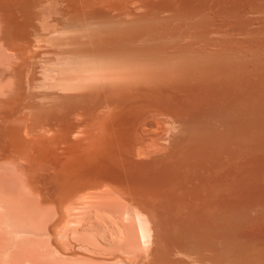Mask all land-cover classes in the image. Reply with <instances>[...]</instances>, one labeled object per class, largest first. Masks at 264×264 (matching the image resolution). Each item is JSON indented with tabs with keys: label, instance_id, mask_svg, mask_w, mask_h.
Here are the masks:
<instances>
[{
	"label": "rangeland",
	"instance_id": "374dc122",
	"mask_svg": "<svg viewBox=\"0 0 264 264\" xmlns=\"http://www.w3.org/2000/svg\"><path fill=\"white\" fill-rule=\"evenodd\" d=\"M16 1H18V4ZM21 1L22 0H6L5 2L4 0H0V4H16V7L19 5L17 8L18 10H21H19V13L21 12V14L24 11H31L32 13L34 7V10L36 11H33L34 14L32 13L31 15L35 20L33 21L36 23H34L36 26H38L39 20L43 16L46 17L45 20L49 21V23L48 21H46L49 25V28H46L44 32L46 33L47 31L46 34L43 35L41 30L37 29V35L36 32L35 35L33 33V35L36 37V41L34 39V36L31 35L32 41L30 49L32 50V52L30 53L31 55L29 54V52L27 53V57L29 56L28 60H31L28 61L29 66L27 65L28 67L25 66V68L22 67L20 72L22 76L24 74L23 77L24 79L26 78L25 81L27 82L26 84L24 82V79L22 78V83H25V86L22 84L23 87L21 89L20 95L21 101L27 100L28 102V100L30 99L29 103L27 104L29 106L31 104L33 108H35L34 106H36L37 104L38 107L40 105V113L42 112V117H39L40 113L37 111L35 112L32 109L31 111L35 113L33 114L30 111L29 113L31 114V116L29 114L28 116L29 118H31H28L26 122L35 124L32 125L36 127L34 128V133L38 137L37 141H39L40 136L41 138L45 136V140L43 141L42 138L39 142L43 141L41 143H44L43 145H45V142L47 140V144H51V147L47 144L46 145L48 147H43L44 149H49V153L46 155H59V161L63 160H61V156L62 158L66 157L67 159L65 158L64 161L68 160L67 162H69V159H72L71 155H75L76 157L79 155L82 158H88L89 154V157L92 156L91 158L96 157L95 159H97L98 157V162L96 160V166L91 165L92 168L89 165L90 163H86V166L80 168L81 171L78 169L76 170V168L73 167L77 172L80 171V174L75 173V177H72L73 175L71 176V174H73L72 172H74L73 170L71 174H69L74 181L69 179L70 177L68 176V173L67 175L65 173V176H63V171L62 173H59L64 168L61 169V167L58 168V166L63 164L64 161H62L63 163L60 164L59 161H57L58 164H55L54 161H52V163L51 161H49V163L45 160L47 163L44 161L41 162L42 164L40 163L41 165L34 164L35 166L33 165V168H30L31 170L26 169V174L29 172L28 177L26 176V174H22L23 165H20L22 169V176H19V172H17V168H19L18 166H15V168L10 164V166L3 164L5 168L9 166L12 169H17L16 171L11 170V168L9 167V171H6L8 170L7 168L5 169L3 168V166H0V170L2 169L0 174L4 171L3 169H5L6 171L5 174L3 173L5 176V180H3V182L1 180L2 183H0V189L2 191H0V195L3 194L2 196H0V198L4 196V199L1 198V203L6 209L8 204L10 205L8 207H11L13 201H16V203L14 202V204H12V212H8L9 210H11V208H7V212L6 210L4 212V209L0 210V258L2 257V264H139V262H141V264H264V0H180V2L179 0H131L129 1V3L127 2L123 4L121 2V4L116 3L115 5L111 3H97V6L96 3H93L95 9H101L100 11H97L102 12V14H99V12L97 11L92 12L95 10L94 6L92 7L93 9H90V5L92 3H88L90 5H88L89 7L87 6V10L85 8L87 4L83 5L80 8L82 4L79 3V8L82 11H84L83 9L87 11H84V13L86 12L85 14L88 15L87 17L83 13L85 15V19H83L85 22L81 20L82 17H84L83 14L82 16L80 15L81 18H76L78 16H76L75 14H80V12L77 11L79 8L77 7V3L73 8V3L75 2H72L71 8V5L68 4L69 0L67 2L66 0H53V2L51 0L52 3L47 2L48 0H45L44 2L42 0H39L40 4H37L39 3L38 0ZM70 2L71 1H69V3ZM42 3L45 6H43ZM48 3L51 4L50 6L54 7V9L51 8ZM54 4L57 5V9ZM42 6L45 9L42 8ZM75 7L78 9L75 10ZM23 9L24 11H22ZM37 11H39V13ZM91 13L94 16H92L93 18L91 17V15H89ZM110 13L111 17L107 18V15L110 16ZM94 14L99 15L100 17L95 16ZM67 16L69 17V19ZM154 16L155 18H157L155 19ZM95 17L98 20L101 19L100 21L102 22H98V20H94L93 22V19H95ZM132 17H135L136 20ZM110 19H112L115 23L110 22L112 21ZM127 21H129V23ZM104 23H106L107 26ZM103 24L105 25V27ZM112 24L115 27H113ZM123 25L127 26L129 29L125 26V29H123L124 27L121 28V26ZM129 25H131V29ZM51 26L52 28H50ZM89 26L91 27V29ZM118 26H120V29L118 28ZM110 27L111 30H109ZM149 28L151 29L150 32L148 30ZM155 28L156 31L154 30ZM138 29L140 31H143L142 33H145L144 30L147 29V34L149 36V38H145L147 43H141L142 41H139L141 39L139 37L143 35L141 33H138L140 31L136 32L137 34L134 33L129 35L131 30L137 31ZM96 31H100L99 36H96L100 40H96L101 42L98 43L95 40L97 46L95 48L94 45L95 50L91 51L90 49L93 47L92 42L94 41L92 35L97 34ZM115 31H117V34L115 33ZM118 32L120 34L123 33L126 35L129 32L128 35L130 37H128L132 40L126 38V36L125 38L122 37L126 40L123 41L121 38H119L121 41L118 42L117 40L115 41V43H118L115 44V46L112 45L114 44L113 41L118 39V37L120 36H116L118 35ZM38 33L41 34L39 35ZM149 33H155L156 35L151 36ZM107 34L109 35V37H111L110 39H113L114 35L116 36V39L114 38L113 40H111L112 42L110 45L114 48L111 49L112 51L109 50L110 54L106 53L108 51L107 48H111L110 46H108L110 43V39H108ZM145 34L143 36L148 37L146 36L147 34ZM41 36L42 38H40ZM86 36H88V38ZM103 36H105L104 38L106 42L107 39L109 40V43L107 42L108 44L105 42L107 44V47H101V43L103 41L101 39ZM150 36H156L157 38H151ZM163 38L166 40H164ZM90 39H93L91 40L92 42L90 41ZM135 39H137V41ZM156 39L158 40V43ZM160 39H163L167 43L161 41ZM141 40H144V38H142ZM153 40H156V42L154 43ZM88 41L92 44H88ZM128 41L130 42L129 44ZM64 42L68 43L69 45L65 44ZM131 42L134 43V45L136 42L137 44L140 42L141 45L138 44V48L135 46L132 47L133 45H130L132 44ZM54 43H56L55 46ZM77 44H81L82 46L89 45V47L90 45H92L90 49L88 47H83V49L85 48L86 50L88 49L87 51H91L90 54H88L89 52H85V55L88 57H85V55L83 54V52L86 51L85 49L81 53L79 52L80 50L78 51L75 49L73 51V48L76 47L82 50V48H80L82 46H78ZM106 44H104V46H106ZM144 44H147L145 46H147L149 51L147 49H142L143 47H145ZM122 45H125V47L127 48L124 49L127 50L128 47L129 49L130 47H132L130 50H128L130 52L128 55V51L126 52L125 50L126 53L122 52ZM158 45L163 46V49L165 45V49H167V52L166 50H164L165 52H163V50H160L159 48L157 49L156 47ZM180 45L182 48L186 47L184 51L180 47ZM148 46L151 48H149ZM97 47L100 49H97ZM118 47H120V50L122 51H120ZM139 47H141V49H139ZM152 47L153 51L150 50L152 49ZM174 47H180L182 50H177L178 48L175 49ZM68 48H72V50H68ZM173 48L176 50L175 53L178 54L170 51L171 49L173 51ZM154 49H157V53ZM63 50H65V53ZM98 50H101L100 54ZM133 50H137V52L140 50L139 52L141 53L139 55L141 56L138 55L139 52L136 54H134L135 52L132 53L131 51ZM94 51L95 54H93ZM119 51L121 54H119ZM144 51L145 54L146 52H148V54L152 52L151 54L154 56L155 54L157 56L164 54V56L161 55L163 61H161L160 64V56L158 57L157 63V59L155 58L156 56L153 57L152 55H150V58L153 57V60L148 59L149 57L145 55L143 57L142 53ZM111 52L112 54L114 52V54L112 55ZM165 53H167V55ZM130 54H132L133 56ZM126 55L131 57V64L129 61L130 58ZM107 56H109V58L106 59ZM121 56L123 58L126 57L125 59L129 58V65L126 68L122 64H127V60L124 59L125 62L122 60V64L118 63V60H120L119 58ZM74 57L76 59H74ZM115 57H117L118 60ZM99 58L102 60H100ZM103 58L105 59L103 60ZM110 58H115V60H117L118 62L113 60L115 62L112 63L113 61H111ZM139 58L142 60H139ZM67 60L69 61L67 62ZM85 60H88L86 61L87 64H85ZM73 61L75 63H73ZM107 61L109 62L107 63ZM80 62L81 64L83 63L84 67H82ZM133 62L135 63L133 64ZM93 63L95 64V66ZM101 65L102 67L105 66L107 68L104 69L103 67L102 69H100L101 67L99 66ZM130 65L132 67H130ZM78 66L80 68H78ZM93 67L96 69L93 70ZM114 67L116 68V70ZM88 68L89 70L86 71V69ZM111 68L113 69L111 70ZM75 70H77L78 72ZM90 70L93 71L89 72ZM7 74L8 73L5 72V77L2 76L0 78V80L3 78L0 81L2 90H4L3 88L7 89V84L9 88V83L12 84L13 88L15 86H13V82L11 81V79H9L10 75L8 74L9 77H6ZM141 77L144 79H142ZM137 78L141 80L138 81ZM127 79L130 81H128ZM50 80L52 81L50 82ZM82 80H84L85 82ZM62 81L63 83H61ZM80 83L82 84L80 85ZM49 84H51L52 86H49ZM56 84L58 85L56 86ZM69 86L71 87L69 88ZM59 87L61 90L59 89ZM128 91H130V94L132 95H130ZM120 92L123 98L124 96L127 98L131 96L130 98L132 100L129 98V102L138 103L140 105H138L139 109L142 108V110H139L137 108V104L130 105V108L125 105L126 103L129 104V102L127 101V98H124V100H126L125 102L123 98H120ZM125 92L128 93L126 94ZM87 93L92 94L89 95ZM43 95L45 98L43 97ZM47 95H50L49 98ZM51 95L53 98H51ZM81 96H86L85 99H92L93 102L97 100V102H95L96 104H93V102L91 103V101L87 100V103H79L80 101H82ZM46 97L48 98V100ZM68 97L69 99L71 98V100H69ZM66 98L69 100V102H73V100L76 102L79 100V102H77L78 108H76L80 109L82 105L80 106L79 104H83L81 108H83L84 111L87 110L86 114L87 112L92 113L91 110L94 111L96 109V111H94V114L97 115V117L96 115H94V117L89 113L93 118L89 114H87L85 115L87 119L82 116L84 115V112L81 115H73V120L72 118L70 120L71 122H73L72 125H75L77 123L78 124L77 127L75 125L74 129L72 128V131L69 132V139L67 138V142L65 140H59L60 138L58 134H60V132L58 131L57 133V131H54L55 129H50L51 126L46 124V122H48V118L46 120L47 115L45 116V114L50 111H54L52 113H55V110L57 111L56 113H62L60 111L61 108L59 107L61 106H59V104ZM74 98L78 99L75 100ZM115 98H117V100ZM67 99L65 101H67L68 103ZM85 99H83V101H85ZM114 100L118 103L114 102ZM119 103L121 105L124 103V110H121V106V108L118 107L119 109L117 108L118 110H116V106ZM65 104L61 103L60 105H62L63 108V105L66 107ZM89 104H92V106ZM141 104L143 106H141ZM45 105L46 107H48L47 109ZM75 105L77 106V104L75 103L71 105V107L74 106L75 108ZM86 105L88 106L89 111ZM95 105H98L99 108ZM68 106L66 107L67 109ZM131 106L136 107L132 108ZM65 107L63 109H66ZM90 107L93 108L91 109ZM125 107H127L128 110ZM7 108L9 109L6 110V113H8L9 115L14 114L15 111H19L17 108H13L11 106H8ZM45 109L50 111H46ZM131 109H134L135 111L137 109V113L134 110L131 111ZM42 110H45L46 112H43ZM129 110L132 112V114H128L129 117L126 114H124L126 116H123V113H130L128 112ZM27 111L28 110H26L25 113H27ZM64 111L66 112L67 110ZM22 112L24 111L22 110ZM19 113L21 112H18V114ZM121 113L123 118L122 116H120ZM32 114L33 116H35L33 117V119H35L34 121L32 120ZM98 114L101 118L105 117L106 120L104 118H100V120ZM108 114L111 115L109 116ZM113 114L116 117H118L117 115H119L121 119L120 117L119 119H116ZM36 116L39 118L37 119ZM70 116L72 117V114H70L69 117ZM76 116L77 118H75ZM111 116L112 119H116L114 120L116 124H114V122L111 120ZM97 118L100 120V122ZM108 118L110 122H113V124L109 122ZM126 119L127 121H125ZM117 120L121 122H118ZM107 121L112 124V126L109 124L108 126L106 124L108 123ZM53 122L54 120H49V123ZM42 123L45 124L41 128ZM110 126L113 128L109 129ZM114 126L116 127V129ZM106 128L109 130V133L108 130H105ZM103 130H105V133ZM110 130H112L114 133ZM43 131L46 135L43 134ZM110 132L113 133V136L110 135L111 137H113V139L109 140L108 138H110V136L108 134H111ZM105 137H107L106 139H108L109 141H107ZM55 138L58 139L57 142ZM48 140L50 143L48 142ZM103 140L105 141V143ZM111 140H113L112 143H109L111 142ZM46 149L43 151V153L47 152ZM71 149L75 153L71 152L70 154ZM95 150L97 154H95ZM111 150H113L114 152ZM91 152L94 153L91 154ZM107 153L110 155L113 154L114 156H116L114 153H118L116 156L117 158L114 160L115 157L111 155L112 158L110 161L109 159H107ZM66 154L67 156L70 154L69 156L71 157H69L68 159V157L65 156ZM46 155L43 157L48 158ZM51 156L49 157L51 158ZM75 156H73L74 159ZM77 158L75 160H77ZM118 159L120 161H118ZM113 160L115 162H118H116L115 164ZM125 160L128 162H126ZM121 161L123 162L122 164L124 166V169ZM71 162V164H73L74 166L76 165L75 163H73V159ZM75 162L77 163L79 161ZM44 163L46 165H44ZM42 166H44V168H42ZM64 167L71 168V166L68 165ZM68 169L65 168V172ZM91 169L93 172L91 171ZM130 171H132V180H130L131 178L129 177L131 174L129 173ZM16 172L18 174H16ZM125 172L129 174H126ZM7 173L8 175L10 174L8 176L9 178L6 177ZM32 173L35 174L33 175ZM31 174L33 175V177L31 176ZM77 174H79V177ZM59 176H62L60 177L62 179L57 178ZM96 176H98L100 179ZM30 177L31 179H35L31 180ZM27 178H29L31 181L29 179L28 181ZM67 179L68 181H70H65ZM16 180L19 185L17 184ZM29 182L32 185H28ZM145 182L148 183L146 184ZM82 185L84 186L82 187ZM4 187L5 189L7 188L5 191L2 190L4 189ZM65 187H67L68 189ZM128 191L130 192V194H128ZM109 192L112 194L114 193L116 197ZM9 193L11 194V196H13V198L11 196H8ZM97 193L100 195H98ZM106 193L107 195H112L114 197V200H117V206L110 209L109 205L101 203V205H97L99 207L101 206L100 208H94L97 207L96 204H99V202L106 200ZM88 195H90L91 197H88ZM103 196L105 197L104 199L102 198ZM5 198H9L8 200L10 202H7ZM14 198L17 200H15ZM199 199H201V201H198ZM87 200L90 202H88ZM204 200L210 203L209 205H211L212 208L208 204H198V202H202ZM214 200H217V204H219L220 206L216 205V202ZM4 202L7 204V206ZM195 203H197V205H195ZM85 204L86 206H84ZM89 205L91 207H89ZM194 205L199 210H195L198 213H195V211H193L194 207L192 208V206ZM214 205L215 207H218L215 208L213 207ZM207 206L212 210L208 211L209 209ZM127 207L130 211L132 210L131 215H133L134 210H140L141 214L143 212V214H145L147 217H150L149 219H152L153 223L157 225V228L155 225L154 226L156 228V236L158 234L157 237L159 238L157 239V243H159L158 248H153L157 246V243L154 242L156 245L151 244L149 247L147 246L148 248H146V253L142 247L138 248L139 250L141 248V250H137V253L134 252L136 255L133 252H129V255L125 252H121V247L124 248L125 246L126 232L130 229V232L134 231L132 233H134L135 235L137 226L133 220L128 222L125 219V215L124 218L123 213L125 212L124 210L127 211ZM171 207L173 209H171ZM189 208L192 209L193 213ZM186 209L191 211V214H189L190 212ZM15 214L17 216H15ZM117 214L121 215L122 217ZM8 219H13L14 222H10ZM185 222H187V224ZM6 225H8L9 227H7ZM132 225L135 227V229ZM112 234L116 235L114 236L115 238L112 236ZM74 236H76L77 238ZM92 238L94 239L93 241ZM95 242L97 244H95ZM116 246L118 247V249ZM150 247L152 248L150 249ZM262 251L263 253H261ZM150 252L152 254H147ZM138 253L140 254L138 255ZM154 253L155 255H153ZM147 255L148 257L145 258V256ZM127 256H132L136 259V262L132 257L130 259L127 258ZM152 256L158 259L155 260ZM261 258H263V260ZM142 259L144 261H141ZM162 259H164L165 261ZM147 261L151 262L147 263Z\"/></svg>",
	"mask_w": 264,
	"mask_h": 264
},
{
	"label": "bare ground",
	"instance_id": "6f19581e",
	"mask_svg": "<svg viewBox=\"0 0 264 264\" xmlns=\"http://www.w3.org/2000/svg\"><path fill=\"white\" fill-rule=\"evenodd\" d=\"M1 1H3V0H1ZM5 2H6V0H4ZM23 1V0H22ZM21 1V2H22ZM35 1H37V0H35ZM39 1V0H38ZM41 1V0H40ZM40 1H39V3H37V4H40ZM43 2L45 1V0H42ZM55 1V0H54ZM57 1V0H56ZM68 0H66V2H67ZM69 1H71L70 3H69ZM68 1V4H70L71 5V8H72V2H75V3H73L74 5H73V8H74V6L76 5V3H77V7L79 8V6H78V4L80 3V4H82L81 6H80V8L83 6V5H86L85 6V8H86V10H87V8L89 7L88 5H90L91 3V5H90V9H93L92 7L94 6L93 5V3H96V6H97V3L99 4V3H107V4H113V5H115L116 3H119V4H121V2L123 3V4H125V3H129V1H131V0H121V1H119V0H69ZM152 1V0H151ZM8 2V1H7ZM17 2V4H18V1H16ZM27 2V1H26ZM47 2H51V0H48ZM52 2H53V0H52ZM51 2V3H52ZM62 2V1H61ZM66 2H64V3H66ZM144 2V1H143ZM176 2V1H175ZM179 2H180V0H179ZM2 3V2H1ZM20 3V2H19ZM25 3V2H24ZM31 3H32V1H31ZM36 3V2H35ZM48 3V4H49ZM88 3H90V4H88ZM157 3V2H156ZM170 3V2H169ZM171 3H173V2H171ZM193 3V2H192ZM200 3V2H199ZM29 4V3H28ZM56 4H59V3H56ZM67 4V5H68ZM176 4V3H175ZM188 4H189V2H188ZM202 4V3H201ZM26 5H27V3H26ZM42 5H43V3H42ZM51 4H49V6H50ZM53 5V4H52ZM55 5V4H54ZM66 5V6H67ZM19 6V5H18ZM17 6V7H18ZM31 6V5H30ZM43 6H45V5H43ZM42 6V8H44ZM56 6V9H57V5H55ZM88 6V7H87ZM105 6V5H104ZM117 6H118V4H117ZM120 6V5H119ZM16 7V4H0V78L2 77V76H4V74H5V72L6 73H8L9 75H10V77L8 76V74L6 75V77H9V79H11V81L13 82V86H14V88L12 87V84H10L9 83V88H8V84H7V89H5V88H3L4 90H2V87H1V84H0V166H3V164L5 165H12V166H18L19 168H17L18 169V171L17 172H19V176L21 175V170H22V174L24 173V175L26 174V169H30L34 164H40L41 162H44L45 160L47 161V162H49V161H51V163H52V161H54V163L55 164H58V162L57 161H59L60 160V156L59 155H53V156H51V154L49 155V156H51V158L48 156V155H46V154H48L49 153V149H46L47 150V152L46 153H43V151L45 150L43 147H48V146H50L51 147V144L50 145H48L47 144V140H46V144L48 145H43L41 142H43L44 140H45V136L44 135H46L45 133H44V131H43V134L44 135H42V136H44V137H42L43 138V141H41V142H39L42 138H41V136H40V139H39V141H37V139H38V137L36 136V134L34 133V128H36L35 126H33V125H35V124H31V123H27L26 121H27V119L29 118V116H28V114L31 116V114L29 113L32 109L36 112H39L40 113V111H41V109H39V107H40V105H39V107L36 105V106H34L35 108H33V106L30 104V106L27 104V103H29V100H28V102H27V100L26 101H21V98H20V95H21V89H22V78L24 79V74H23V76L21 75V69H22V67H24L25 68V66H27L28 65V61H30V60H28V58H29V56L27 57V53L29 52V54L32 52V50L30 49L31 48V41H32V37H31V35H33V33H34V35H35V32L37 31V29H40L41 30V32H42V34L44 35V34H46L47 33V31H46V33H44L45 32V30H46V28H49V25H48V23H49V21L48 20H45L46 19V17H42V18H40V20H39V23H38V26H36L35 24V20L33 19V16L31 15L32 13H33V11H36V10H34V7H33V11H32V13H31V11H27V12H25L24 11V9L22 10V11H24L22 14H21V12L19 13V10H18V8ZM22 7V6H21ZM23 7H24V5H23ZM51 7V6H50ZM101 7V6H100ZM102 7H103V5H102ZM20 8V7H19ZM26 8V7H25ZM47 8V7H46ZM51 8H53L54 9V7H51ZM64 8V7H63ZM76 8V7H75ZM78 8H76L75 10H77ZM79 8V9H80ZM141 8V7H140ZM31 9V8H30ZM37 9V8H36ZM39 9H41V8H39ZM45 9V8H44ZM50 9V8H49ZM79 9L77 10L78 12H80V14L79 13H77V14H75L76 16H78V17H76V18H81V16H82V14L84 13V11H86L85 9H83L84 11H82L81 9H80V11H79ZM94 9H95V6H94ZM110 9V8H109ZM128 9V8H127ZM126 9V10H127ZM143 9V8H142ZM52 10V9H51ZM50 10V11H51ZM73 10V9H72ZM97 10H101L100 8H98V9H95L94 11H92V12H95V11H97ZM122 10V9H121ZM144 10V9H143ZM21 11V10H20ZM46 11V10H45ZM44 11V12H45ZM68 11V10H67ZM99 11H97V12H99ZM103 11V10H102ZM38 13H39V11H37ZM41 12V11H40ZM60 12V11H59ZM82 12V13H81ZM87 12V11H86ZM85 12V13H86ZM107 12V11H106ZM117 12H118V10H117ZM128 12V11H127ZM126 12V13H127ZM132 12V11H131ZM160 12H162V11H160ZM38 13H36V14H38ZM49 13V12H48ZM70 13V12H69ZM73 13V12H72ZM84 13V14H85ZM89 13V12H88ZM87 13V14H88ZM102 14V12H99V14ZM120 13V12H119ZM136 13V12H135ZM34 14V13H33ZM36 14H35V16H36ZM83 14V15H84ZM95 14H97V13H95ZM94 14V15H95ZM56 15V14H55ZM81 15V16H80ZM86 15V14H85ZM85 15H84V17H82V21H84L83 19H85ZM89 15H91V17L93 16V14L91 13V14H89ZM124 15V14H123ZM129 15V14H128ZM160 15V14H159ZM158 15V16H159ZM162 15V14H161ZM38 16V15H37ZM40 16V15H39ZM54 16V15H53ZM88 15H86V17H87ZM95 16H98V17H100L99 15H95ZM105 16V15H104ZM116 16V15H115ZM130 16V15H129ZM138 16H140V15H138ZM68 17V16H67ZM94 17V16H93ZM92 17V18H93ZM102 17V16H101ZM108 17H111V13H110V16H108L107 15V18ZM118 17V16H117ZM116 17V18H117ZM137 17V16H136ZM153 17V16H152ZM161 17V16H160ZM35 18V17H34ZM71 18V17H70ZM106 18V19H107ZM114 18V17H113ZM130 18V17H129ZM132 18H134L135 19V17H132ZM131 18V19H132ZM154 18H155V16H154ZM157 18V17H156ZM155 18V19H156ZM68 19H69V17H68ZM128 19V18H127ZM155 19H153V20H155ZM161 19H163V18H161ZM34 20V21H33ZM80 20V21H81ZM94 20H98V19H96V17H95V19H93V22H94ZM101 19H99L98 20V22L100 21ZM104 20V19H103ZM110 20H112V19H110ZM117 20V19H116ZM136 20V19H135ZM146 20V19H145ZM144 20V21H145ZM46 21H48V23L46 22ZM88 21H90V20H88ZM87 21V22H88ZM115 21V20H114ZM131 21V20H130ZM148 21H150V20H148ZM36 22H38V21H36ZM55 22V21H54ZM71 22V21H70ZM85 22V21H84ZM100 22H102V21H100ZM110 22H113V20L112 21H110ZM119 22V21H118ZM128 23H129V21H127ZM142 22V21H141ZM202 22V21H201ZM35 23V24H34ZM56 23V22H55ZM97 23V22H96ZM113 23H115V22H113ZM120 23V22H119ZM118 23V24H119ZM123 23V22H122ZM131 23V22H130ZM53 24V23H52ZM71 24V23H70ZM79 24V23H78ZM105 25H106V23H104ZM103 24V25H104ZM107 24H109V23H107ZM111 24V23H110ZM86 25V24H85ZM103 25H101V26H103ZM105 25H104V27H105ZM114 25H116V24H114ZM122 25V24H121ZM127 25V24H126ZM132 25V24H131ZM131 25H129V27H130V29H131ZM77 26V25H76ZM84 26V25H83ZM83 26H82V28H83ZM100 26V27H101ZM107 26V25H106ZM112 26H113V24H112ZM125 25H123V26H121V28L122 27H124ZM128 26V25H127ZM127 26H125V27H127ZM38 27V28H37ZM85 27V26H84ZM90 27V26H89ZM88 27V28H89ZM113 27H115V26H113ZM120 26H118V28H119ZM125 27L123 28V29H125ZM148 27V26H147ZM151 27V26H150ZM50 28H52V26L50 27ZM59 28H60V26H59ZM64 28V27H63ZM71 28V27H70ZM93 28V27H92ZM96 28V27H95ZM128 28V27H127ZM138 28V27H137ZM58 29V28H57ZM80 29H81V27H80ZM90 29H91V27H90ZM112 29H116V28H112ZM120 29V28H119ZM129 29V28H128ZM43 30V31H42ZM50 30H52V29H50ZM54 30V29H53ZM68 30V29H67ZM86 30V29H85ZM87 30H89V29H87ZM99 30V29H98ZM109 30H111V27L109 28ZM149 30V32H150V28L148 29ZM155 31H156V28L154 29ZM92 31V30H91ZM102 31H104V30H102ZM105 31H108V30H105ZM133 31V32H132ZM138 31H140L139 29L137 30V31H135V30H131V32L129 33V35L130 34H134V33H136V32H138ZM145 31V33L147 34L148 32H147V29H145L144 30ZM48 32H50V31H48ZM52 32V31H51ZM88 32H90V31H88ZM97 32V34H93L92 35V38L94 39V41L92 42L91 40H93V39H90V41L93 43H91V42H87L88 44L89 43H91L92 45H93V47H92V45H90V47H89V45H84V46H82L81 44L80 45H78V46H82V47H80V48H82V50L81 49H78L77 47L76 48H73V51L76 49V50H80L79 52L81 53V52H83L84 51V49L86 48V47H88L91 51H93V50H95L94 49V45H95V48H96V46H97V43L96 42H98V43H100L101 41H97V40H100V39H98V37H96L97 35L99 36V32L98 31H96ZM117 31H115V33H116ZM143 31H140V32H138V33H141V34H145V33H142ZM152 32V31H151ZM53 33V32H52ZM62 33V32H61ZM82 33V32H81ZM93 33V32H92ZM104 33V32H103ZM112 33V32H111ZM114 33V34H115ZM128 33H127V35L126 34H123V33H121V34H123V35H125V36H123V35H121L119 32H118V35H116V36H119L118 37V39H116V36L114 35V37H113V39L115 38L116 40H114L113 42H114V44H112V45H114L115 46V44H117L119 41H121L119 38H121L123 41L124 40H126V39H124L126 36V38H128V39H130V40H132L131 38H129L130 36L128 35ZM156 33V32H155ZM150 34L151 36L152 35H156V34ZM164 33H166V32H164ZM39 35L41 34V33H38ZM49 34V33H48ZM137 34V33H136ZM145 34V35H146ZM159 34V33H158ZM174 34V33H173ZM33 35V36H34ZM36 35H37V32H36ZM59 35V34H58ZM84 35V34H83ZM91 35V34H90ZM100 35H101V33H100ZM104 35V34H103ZM143 35H139L138 37L139 38H144V40L146 41V39L145 38H149V36H148V34L146 35V36H148V37H144ZM200 35V34H199ZM204 35V34H203ZM202 35V36H203ZM49 36V35H48ZM61 36V35H60ZM129 36V37H128ZM133 36V35H132ZM135 36V35H134ZM137 36V35H136ZM150 36V37H151ZM161 36V35H160ZM173 36V35H172ZM180 36H181V34H180ZM54 37V36H53ZM52 37V38H53ZM87 38H88V36H86ZM96 37V38H95ZM105 36H103L102 37V39L101 40H103L102 41V45H101V47H107V44L109 43L108 41V39H110L111 37H109V35L107 34V37H108V39H107V42H106V40H105V38H104ZM122 37H124V38H122ZM137 37V38H138ZM154 37H156V36H154ZM154 37H151V38H154ZM162 37V36H161ZM163 37H165V36H163ZM168 37V36H167ZM36 37L34 36V39H35ZM40 38H42V36L40 37ZM51 38V37H50ZM55 38V37H54ZM61 38V37H60ZM101 38V37H100ZM157 38V37H156ZM73 39H74V37H73ZM82 39V38H81ZM97 39V40H96ZM113 39H110V43H109V45L108 46H110L111 47V40H113ZM127 39V40H128ZM139 40V41H142L141 43H147V41L145 42L144 40ZM164 39V38H163ZM160 39L161 41H164V40H166V39ZM197 39V38H196ZM42 40V39H41ZM52 40V39H51ZM55 40V39H54ZM95 40H96V42H95ZM118 40V42L117 43H115V41H117ZM136 41H137V39H135ZM134 40V41H135ZM147 40H149V39H147ZM157 40V39H156ZM156 40L154 41V43L156 42ZM202 40H203V38H202ZM35 41H36V39H35ZM65 41V40H64ZM78 41V40H77ZM77 41H76V43H77ZM85 41V40H84ZM168 41V40H167ZM190 41V40H189ZM41 42V41H40ZM57 42H59V41H57ZM71 42V41H70ZM107 44H106V43ZM165 42V41H164ZM170 42V41H169ZM43 43H45V42H43ZM65 43V42H64ZM75 43V44H76ZM78 43H80V42H78ZM96 43V44H95ZM130 42L128 41V44H129ZM132 43V42H131ZM149 43V42H148ZM157 43H158V40H157ZM165 43H167V42H165ZM190 43V42H189ZM203 43V42H202ZM35 44V43H34ZM49 44V43H48ZM55 44L56 43H54V46H55ZM65 44H68V43H65ZM85 44V43H84ZM104 44H106V46H104ZM123 44V43H122ZM124 44H125V42H124ZM126 44H127V42H126ZM136 44H137V42L135 43V45H134V43H132V44H130V45H133L132 47H137L138 48V44H140V42L137 44V46H136ZM199 44V43H198ZM57 45H58V43H57ZM69 45V44H68ZM121 45V44H120ZM141 45V44H140ZM145 45H147V44H144V46ZM149 45V44H148ZM187 45V44H186ZM203 45V44H202ZM71 46V45H70ZM73 46V45H72ZM123 46V51L122 50H120V47H118V49L120 50V51H122V52H125V50H126V52L128 51V50H130L132 47H130V49H129V47H128V50L127 49H124V48H127V47H125V45H122ZM128 46V45H127ZM143 46V45H142ZM141 46V47H142ZM168 46V45H167ZM172 46H173V44H172ZM171 46V47H172ZM178 46V45H177ZM46 47V46H45ZM58 47V46H57ZM83 47H85L84 49H83ZM99 47V46H98ZM97 47V49H100V48H98ZM141 47H139V49H141ZM149 47V46H148ZM153 47H154V45H153ZM153 47H152V49H150V50H152L153 51ZM156 47V46H155ZM161 47V48H160ZM180 47H181V45H180ZM180 47H174L175 49H177V50H180L181 48ZM205 47V46H204ZM34 48V47H33ZM38 48V47H37ZM112 48H114L113 46L110 48V49H108L107 48V52L106 53H108V54H110V52H109V50L110 51H112L111 49ZM116 48V47H115ZM149 48H151V47H149ZM157 49L159 48L160 50H163V52H165L164 50H166V52H167V49H165L166 48V46L164 45V49H163V46H157L156 47ZM168 48V47H167ZM173 48V51H172V49L170 50L171 52H173V53H175L176 52V50ZM186 48V47H185ZM185 48H182L183 49V51L185 50ZM189 48V47H188ZM196 48V47H195ZM69 49H71L72 50V48H68V50ZM101 49H103V48H101ZM117 49V48H116ZM115 49V50H116ZM142 49H147L148 50V48H147V46H145V47H143ZM157 49H154L155 50V52H156V50ZM170 49V48H169ZM181 49V50H182ZM61 50V49H60ZM65 50H66V48H65ZM65 50H63L64 51V53H65ZM86 50V49H85ZM88 50V49H87ZM84 51L83 52V54L85 55L86 53H88V54H90V52L91 51ZM180 50V51H181ZM77 51V52H78ZM97 51V50H96ZM99 51V50H98ZM101 51V50H100ZM100 51H99V54H100ZM120 51H119V54H121L120 53ZM140 51V50H139ZM138 51V52H139ZM149 51V50H148ZM170 51H168V52H170ZM179 51V52H180ZM34 52V51H33ZM55 52V51H54ZM68 52V51H67ZM72 52V51H71ZM76 52V51H75ZM86 52V53H85ZM115 52V51H114ZM114 52H113V54H114ZM125 52V53H126ZM132 53H134V54H136V53H138L137 52V50H133V51H131ZM155 52H153V53H155ZM159 52V51H158ZM178 52V51H177ZM48 53V52H47ZM69 53V52H68ZM98 53V52H97ZM102 53V52H101ZM105 53V54H106ZM116 53V52H115ZM130 52L128 51V53H127V55L129 54ZM141 52H139L138 53V55L140 54ZM152 52H150L149 54H148V52H146V54H148V55H146L145 54V51L142 53L143 55V57H144V55L145 56H147V57H149L148 59H151V60H153V57H155L156 59H157V61H156V63L158 62V57L160 58V64H161V61H163V59H162V56H164V54H161V55H159V56H157L156 54H155V56L154 55H152L151 54ZM157 53V52H156ZM161 53V52H160ZM159 53V54H160ZM28 54V55H29ZM55 54V53H54ZM62 54V53H61ZM73 54V53H72ZM76 54V53H75ZM74 54V55H75ZM87 54V55H88ZM93 54H95V51L93 52ZM111 54H112V52H111ZM112 54V55H113ZM118 54V55H119ZM124 54V53H123ZM122 54V55H123ZM166 55H167V53H165ZM171 54V53H170ZM175 54H178V53H175ZM195 54V53H194ZM31 55V54H30ZM46 55V54H45ZM78 55H79V53H78ZM82 55V54H81ZM97 55V54H96ZM126 55V56H127ZM130 55H132V54H130ZM150 55H152L151 57L152 58H150ZM165 55V56H166ZM197 55V54H196ZM58 56V55H57ZM77 56V55H76ZM90 56V55H89ZM106 56V55H105ZM116 56V55H115ZM120 56V55H119ZM125 56V55H124ZM133 56V55H132ZM137 56V55H136ZM139 56H141V55H139ZM31 57V56H30ZM65 57V56H64ZM70 57V56H69ZM84 57V56H83ZM83 57H82V59H83ZM85 57H88V56H86L85 55ZM91 57H93V56H91ZM100 57V56H99ZM112 57H114V56H112ZM122 57V56H121ZM121 57L119 58L120 60H118V58L117 57H115L117 60H115V58H110V60L111 61H113V60H115V61H117L118 63H120V64H122V60L125 62V60H127L126 62H127V64L126 63H124V64H122V65H124L125 66V68L129 65V61H130V64H131V62H132V60H131V57L130 56H127V57H129L130 58V60H129V58H127V59H125V58H123L122 57V59H121ZM138 57V56H137ZM168 57H169V55H168ZM34 58V57H33ZM39 58V57H38ZM79 58V57H78ZM107 58H109V56H107L106 57V59ZM133 58V57H132ZM146 58V57H145ZM164 58V57H163ZM40 59V58H39ZM65 59V58H64ZM69 59V58H68ZM71 59H72V57H71ZM74 59H76L75 57H74ZM73 59V60H74ZM88 59V58H87ZM92 59V58H91ZM96 59V58H95ZM100 59V58H99ZM105 58H103V60H104ZM125 59V60H124ZM147 59V58H146ZM155 59V60H156ZM11 60V61H10ZM44 60V59H43ZM46 60V59H45ZM100 60H102V59H100ZM129 60V61H128ZM139 60H142V59H140L139 58ZM144 60V59H143ZM69 60H67V62H68ZM77 61H78V59H77ZM76 61V62H77ZM81 61V60H80ZM86 61H88V60H85L84 62H85V64H87L86 63ZM90 61V60H89ZM92 61V60H91ZM115 61H113L112 63H114ZM145 61V60H144ZM42 62V61H41ZM63 62V61H62ZM83 62V61H82ZM83 62V63H84ZM105 62V61H104ZM109 61H107V63H108ZM135 62H136V60H135ZM135 62H133V64L135 63ZM33 63V62H32ZM44 63V62H43ZM71 63V62H70ZM70 63H68V64H70ZM73 63H75L74 61H73ZM83 63L81 64V62H80V64L82 65V67H84V65H83ZM140 63H141V61H140ZM166 63V62H165ZM40 64V63H39ZM79 64V63H78ZM89 64V63H88ZM94 64V63H93ZM103 64H105V63H103ZM102 64V65H103ZM110 64V63H109ZM108 64V65H109ZM116 64V63H115ZM150 64V63H149ZM57 65V64H56ZM61 65V64H60ZM90 65V64H89ZM97 65V64H96ZM102 65L101 66H99V67H101L100 69H102L103 67H104V69L105 68H107V67H105V66H103L102 67ZM29 66V65H28ZM27 66V67H28ZM67 66V65H66ZM94 66H95V64H94ZM137 66V65H136ZM135 66V67H136ZM201 66V65H200ZM88 67V66H87ZM90 67V66H89ZM98 67V66H97ZM111 67V66H110ZM130 67H132L131 65H130ZM144 67V66H143ZM23 68V69H24ZM69 68V67H68ZM78 68H80L79 66H78ZM77 68V69H78ZM85 68H86V66H85ZM94 68V67H93ZM92 68V69H93ZM115 68V67H114ZM122 68V67H121ZM206 68V67H205ZM28 69V68H27ZM65 69V68H64ZM72 69V68H71ZM91 69V68H90ZM96 68H94L93 70H95ZM113 68H111V70H112ZM87 70H89V68L88 69H86V71ZM93 70H90L89 72H91V71H93ZM97 70H99V69H97ZM115 70H116V68H115ZM28 71V70H27ZM32 71V70H31ZM38 71V70H37ZM60 71V70H59ZM74 71V70H73ZM75 71H77V70H75ZM83 71H84V69H83ZM82 71V72H83ZM119 71V70H118ZM120 71H121V69H120ZM46 72V71H45ZM48 72H50V71H48ZM52 72V71H51ZM61 72V71H60ZM78 72V71H77ZM59 73V72H58ZM86 73V72H85ZM98 73V72H97ZM100 73H101V71H100ZM28 74V73H27ZM51 74V73H50ZM55 74V73H54ZM66 74V73H65ZM118 74V73H117ZM35 75V74H34ZM38 75V74H37ZM40 75H41V73H40ZM45 75V74H44ZM57 75V74H56ZM62 75V74H61ZM70 75V74H69ZM93 75V74H92ZM124 75V74H123ZM201 75V74H200ZM27 76V75H26ZM32 76V75H31ZM59 76H60V74H59ZM63 76V75H62ZM83 76V75H82ZM98 76V75H97ZM101 76V75H100ZM103 76V75H102ZM105 76V75H104ZM122 76V75H121ZM5 77V76H4ZM80 77V76H79ZM94 77V76H93ZM136 77V76H135ZM185 77V76H184ZM34 78V77H33ZM61 78V77H60ZM76 78V77H75ZM83 78V77H82ZM89 78H90V76H89ZM95 78V77H94ZM111 78V77H110ZM139 78V77H138ZM137 78V79H138ZM142 78V77H141ZM3 79V78H2ZM1 79V80H2ZM6 79V78H5ZM29 79V78H28ZM58 79V78H57ZM69 79V78H68ZM119 79V78H118ZM117 79V80H118ZM131 79V78H130ZM135 79V78H134ZM142 79H144V78H142ZM175 79V78H174ZM0 80V81H1ZM26 80V78L24 79V82L27 84V82L25 81ZM79 80V79H78ZM89 80V79H88ZM87 80V81H88ZM103 80H104V78H103ZM128 80V79H127ZM141 79H138V81H140ZM11 81H8V82H11ZM46 81V80H45ZM52 80H50V82H51ZM73 81V80H72ZM82 81H84V80H82ZM86 81V82H87ZM123 81V80H122ZM126 81V80H125ZM128 81H130V80H128ZM134 81V80H133ZM137 81V80H136ZM4 82H5V80H4ZM34 82V81H33ZM37 82V81H36ZM39 82V81H38ZM65 82V81H64ZM85 82V81H84ZM262 82V81H261ZM1 83V82H0ZM15 83V84H14ZM25 83L23 84L24 86H25ZM35 83V82H34ZM56 83V82H55ZM61 83H63V81L61 82ZM75 83V82H74ZM99 83V82H98ZM122 83V82H121ZM124 83V82H123ZM127 83V82H126ZM132 83V82H131ZM43 84V83H42ZM82 83H80V85H81ZM88 84H89V82H88ZM91 84V83H90ZM110 84V83H109ZM36 85V84H35ZM51 84H49V86H50ZM58 84H56V86H57ZM63 85V84H62ZM71 85V84H70ZM114 85V84H113ZM123 85V84H122ZM6 86V85H5ZM27 86V85H26ZM30 86V85H29ZM33 86V85H32ZM40 86V85H39ZM46 86V85H45ZM44 86V87H45ZM52 86V85H51ZM54 86V85H53ZM65 86V85H64ZM63 86V87H64ZM67 86V85H66ZM72 86V85H71ZM71 86H69V88L71 87ZM130 86V85H129ZM41 87V86H40ZM30 88V87H29ZM38 89V88H37ZM59 89H60V87H59ZM72 89V88H71ZM161 89V88H160ZM188 89V88H187ZM192 89V88H191ZM28 90H30V89H28ZM43 90V89H42ZM61 90V89H60ZM59 90V91H60ZM136 90V89H135ZM111 91V90H110ZM137 91V90H136ZM52 92V91H51ZM51 92H50V94H51ZM92 92V91H91ZM129 92V94H130V91H128ZM127 92V93H128ZM152 92V91H151ZM163 92H164V90H163ZM28 93V92H27ZM83 93V92H82ZM95 93V92H94ZM124 93V92H123ZM126 93V92H125ZM126 93V94H127ZM133 93V92H132ZM44 94V93H43ZM47 94V93H46ZM56 94V93H55ZM87 94H89V93H87ZM86 94V95H87ZM90 94H92V93H90ZM89 94V95H90ZM98 94V93H97ZM116 94V93H115ZM119 94V93H118ZM117 94V95H118ZM125 94V95H126ZM168 94V93H167ZM30 95V94H29ZM32 95V94H31ZM38 95H39V93H38ZM66 95V94H65ZM70 95V94H69ZM82 95V94H81ZM95 95V94H94ZM124 95V94H123ZM130 95H132V94H130ZM139 95V94H138ZM141 95V94H140ZM48 96V98H49V96L50 95H47ZM58 96H60V95H58ZM63 96H64V94H63ZM119 96H120V98H123L122 96H121V92H120V94H119ZM129 96V95H128ZM35 97V96H34ZM43 97H44V95H43ZM54 97H55V95H54ZM75 97H76V95H75ZM84 97V98H83ZM81 96V99H82V101H80L79 102V100L78 101H74L73 100V102L72 101H70V102H72L73 104H77V106L75 105V108H74V106H72L71 107V105H73L72 103H70L69 102V100H71V98L69 99V97H68V103H67V101H65V100H63L62 102H60V104L62 103H67V104H65L66 105V107L68 106V104H69V106H68V109L63 105V108L65 107L66 109H63L62 108V105H60L59 104V106H61V107H59V108H61V112L62 113H56L57 111L55 110V113H52V112H54V111H50V110H46L48 107H46V105H45V107H46V111H50V112H48V113H46L45 114V116L47 115V117H46V120H47V118H48V122H46V120H45V122H46V124L47 125H49V126H51L50 127V129L52 130V129H55L54 131H57V133H58V131L60 132V134H58L59 135V140L60 141H68V135H69V132H71L72 131V128L74 129V127H75V125H76V127H77V124H75V125H72V123L73 122H71L70 120H71V118H72V120H73V115H81L83 112V114L84 115H82L83 117H85V115H87V114H89L90 112H87V114H86V111H84V109L83 108H81L82 106H83V104H79L80 106V109H77L78 108V103L77 102H79V103H87L88 101H91V103L93 102L92 101V99L91 100H88V99H85V97L86 96ZM92 97V96H91ZM131 97V96H130ZM129 97V98H130ZM135 97V96H134ZM30 98V97H29ZM36 98V97H35ZM45 98V97H44ZM47 98V97H46ZM48 98H47V100H48ZM51 98H53L52 97V95H51ZM90 98V97H89ZM118 98V97H117ZM117 98H115L116 100H117ZM124 98H127V97H125L124 96ZM124 98H123V100H124ZM129 98H127V101L129 102ZM37 99V98H36ZM43 99V98H42ZM55 99H57V98H55ZM64 99V98H63ZM75 99V98H74ZM78 99V98H77ZM77 99H75V100H77ZM80 99V100H81ZM83 99H85V101H83ZM119 99V98H118ZM131 99V98H130ZM41 100V99H40ZM53 100V99H52ZM58 100H59V98H58ZM57 100V101H58ZM62 100V99H61ZM60 100V101H61ZM88 100V101H87ZM94 100V99H93ZM123 100H122V102H123ZM132 100V99H131ZM170 100V99H169ZM33 101V100H32ZM31 101V102H32ZM43 101V100H42ZM99 101V100H98ZM120 101V100H119ZM126 100H124V102H125ZM141 101V100H140ZM30 102V103H31ZM40 102V101H39ZM52 102V101H51ZM54 102V101H53ZM75 102V103H74ZM95 102H97V100H95L94 102H93V104L95 103ZM114 102H116L115 100H114ZM21 103V104H20ZM34 103V102H33ZM32 103V104H33ZM116 103H118V102H116ZM115 103V104H116ZM154 103V102H153ZM163 103V102H162ZM48 104V103H47ZM50 104V103H49ZM96 104V103H95ZM99 104V103H98ZM103 104V103H102ZM136 105L137 104V106L139 105L138 103H130L129 102V104H125V105H127L129 108H130V105ZM34 105V104H33ZM52 105V104H51ZM89 105H91L92 106V104H89ZM104 105V104H103ZM119 105V106H118ZM123 105H124V103L121 105L120 103L119 104H117V106H116V110H118L119 108L118 107H120L121 108V110H124L123 109ZM124 105V106H125ZM13 107V108H17L19 111L18 112H21V113H19L18 114V112H14V114H12V112H11V114L12 115H9L8 113H6V110H8L9 108H7V107ZM49 106V105H48ZM87 106V105H86ZM96 107H98V105H95ZM140 106V105H139ZM139 106L137 107L138 109H139ZM141 106H143L142 104H141ZM151 106V105H150ZM70 107V108H69ZM77 107V108H76ZM85 107V106H84ZM94 107V106H93ZM93 107H90L91 109L93 108ZM132 108L133 107H136V106H131ZM152 107H154V106H152ZM50 108V107H49ZM73 110H72V109ZM86 108V107H85ZM87 108H88V106H87ZM99 108V107H98ZM118 108V109H117ZM127 110H128V108L127 107H125ZM158 108V107H157ZM95 109V108H94ZM125 109V110H126ZM145 109V108H144ZM10 110H12V109H10ZM15 110V109H14ZM22 110L24 111V112H22ZM26 110H28L27 111V113H25L26 112ZM45 110H42L43 112H46ZM64 110H67L66 112L64 111ZM69 110V111H68ZM132 110H134V109H131V111ZM139 110H142V108L141 109H139ZM147 110V109H146ZM59 111V110H58ZM59 111V112H60ZM88 111H89V108H88ZM92 111V113H90V114H92L93 116L94 115H96V114H94V111H96V109L93 111V110H91ZM130 110L128 111V112H130V113H123V116H128V114H132V112H131ZM135 111V110H134ZM136 111H137V109H136ZM135 111V112H136ZM144 111V110H143ZM32 112V111H31ZM34 112V113H35ZM72 112V113H71ZM110 112V111H109ZM119 112H120V110H119ZM118 112V113H119ZM126 112V111H125ZM189 112V111H188ZM33 113V112H32ZM33 113V114H34ZM50 113H52V114H50ZM74 113V114H73ZM97 113V112H96ZM117 113V114H118ZM122 113H121V115L120 116H122ZM134 113V112H133ZM137 113V112H136ZM139 113V112H138ZM33 114H32V120L34 121L35 119H33V117H35V116H33ZM38 114V113H37ZM41 114H42V112L40 113V115H39V117L41 116ZM70 114H72V117L70 116L69 117V115ZM89 114V115H90ZM116 114V115H117ZM124 114H126V115H124ZM141 114V113H140ZM183 114V113H182ZM49 115V116H48ZM88 115V116H89ZM92 115H90L91 117H92ZM109 115V114H108ZM107 115V116H108ZM111 115V114H110ZM109 115V116H110ZM114 115V114H113ZM184 115V114H183ZM44 116V115H43ZM81 116V117H82ZM115 116V115H114ZM118 117H116V119L118 118L119 119V115H117ZM123 116H122V118H123ZM131 116V115H130ZM138 116V115H137ZM140 116V115H139ZM39 117H37L36 116V118L38 119ZM42 117V116H41ZM95 117V116H94ZM96 117H97V115H96ZM98 117H99V119L101 118L100 116H99V114H98ZM115 117H113V118H115ZM129 117V116H128ZM31 118V117H30ZM29 118V119H30ZM50 118V119H49ZM75 118H77V116L75 117ZM86 118V117H85ZM93 118V117H92ZM105 119V117H102L101 119ZM107 118V117H106ZM110 118V117H109ZM109 118H108V120H109ZM44 119V118H43ZM42 119V120H43ZM54 120V122L53 123H49V120ZM79 119V118H78ZM87 119V118H86ZM91 119V118H90ZM98 119V118H97ZM98 119V120H99ZM100 119V120H101ZM116 119H112V116H111V120L114 122V120H116ZM120 119H121V117H120ZM124 119H125V117H124ZM128 119V118H127ZM127 119L125 120V121H127ZM31 120V121H32ZM41 120V121H42ZM89 120V119H88ZM94 120H95V118H94ZM94 120H93V123H94ZM100 120H99V122H100ZM106 120V119H105ZM29 121V120H28ZM40 121V122H41ZM44 121V120H43ZM103 121V120H102ZM118 121V120H117ZM124 121V122H125ZM39 122V123H40ZM108 122V121H107ZM109 122H110V120H109ZM106 123L107 125L109 124V125H111L112 126V124H113V122H110V123H112V124H110V123ZM118 122H121V121H118ZM27 123V124H26ZM37 123V122H36ZM74 123H75V121H74ZM30 124V125H29ZM44 124L45 123H42L41 124V128L44 126ZM88 124V123H87ZM100 124V123H99ZM114 124H116L115 122H114ZM38 125V124H37ZM46 125V126H47ZM106 125V126H107ZM108 125V126H109ZM121 125V124H120ZM40 126V125H39ZM45 126V127H46ZM72 126V127H71ZM86 126V125H85ZM104 126V125H103ZM105 126V127H106ZM109 127V129L110 128H113V127ZM116 126V125H115ZM114 126V127H115ZM117 126H118V124H117ZM123 126H125V125H123ZM81 128H83V127H81ZM104 128V127H103ZM39 129V128H38ZM115 129H116V127H115ZM42 130V129H41ZM44 130V129H43ZM105 130H108L107 128L105 129ZM105 130H103L104 131V133H105ZM113 130V129H112ZM112 130H110L111 132H113ZM76 131V130H75ZM36 132V131H35ZM39 132V131H38ZM42 132V131H41ZM52 132V131H51ZM110 132V133H111ZM37 133V132H36ZM97 133H98V131H97ZM108 133H109V130H108ZM114 133V132H113ZM113 133H111V134H108L109 136L110 135H112ZM118 133V132H117ZM40 134V133H39ZM39 134H37V135H39ZM89 134V133H88ZM106 134H107V131H106ZM57 135V136H58ZM116 135V134H115ZM114 135V136H115ZM99 136V135H98ZM108 136V137H109ZM113 136V135H112ZM37 137V138H36ZM48 137V136H47ZM68 138V139H67ZM107 137H105V139H106ZM47 139V138H46ZM50 139V138H49ZM56 139V138H55ZM58 139H56V142H57V140ZM104 139V138H103ZM104 139V140H105ZM109 140L110 139H113V137H111L110 136V138H108ZM108 139H106L107 141H109ZM103 140V141H104ZM258 140V139H257ZM51 141V140H50ZM100 141V140H99ZM112 141L113 140H111V142H109V143H112ZM48 142H49V140H48ZM70 142V141H69ZM89 142V141H88ZM39 143H41V144H39ZM50 143V142H49ZM86 143V142H85ZM95 143V142H94ZM93 143V144H94ZM98 143V142H97ZM104 143H105V141H104ZM100 144V143H99ZM89 145H90V143H89ZM97 145V144H96ZM101 145V144H100ZM129 145V144H128ZM71 146H72V144H71ZM98 146V145H97ZM115 146H116V144H115ZM122 146V145H121ZM164 146V145H163ZM204 146V145H203ZM68 147V146H67ZM100 147V146H99ZM222 147V146H221ZM75 148V147H74ZM77 148V147H76ZM93 148V147H92ZM101 148H102V146H101ZM111 148V147H110ZM125 148V147H124ZM167 148V147H166ZM205 148V147H204ZM98 149V148H97ZM196 149V148H195ZM64 150V149H63ZM101 150V149H100ZM110 150V149H109ZM118 150V149H117ZM126 150V149H125ZM87 151V150H86ZM90 151V150H89ZM105 151H107V150H105ZM111 151H113V150H111ZM213 151V150H212ZM219 151V150H218ZM71 152L73 153L74 151H72V149H71V151H70V154H71ZM82 152V151H81ZM109 152V151H108ZM114 152V151H113ZM126 152V151H125ZM75 153V152H74ZM77 153V152H76ZM94 153V152H93ZM92 152H91V154H93ZM105 153V152H104ZM104 153H102V154H104ZM128 153H129V151H128ZM189 153V152H188ZM48 157V158H45V157H43V156H45V155ZM64 154V153H63ZM69 154V155H70ZM95 154H97L96 153V150H95ZM101 154V155H102ZM116 156H117V154L118 153H114ZM191 154V153H190ZM207 154V153H206ZM256 154V153H255ZM67 156V154L65 155V156H67L68 157V159H69V157H71L72 156V159L74 160V162L73 163H75L76 165H77V167H76V165L74 166L73 164H71L72 162V159L70 160L69 159V162H67L66 160V163H70V164H66L65 163V161H64V159L66 158H62V156H61V160L62 161H64V163L62 162V161H59V164L60 163H63V164H61L60 166H58V168L59 167H61V169L62 168H64V169H62L59 173H62V171H63V176H65V173H66V175H67V173H68V176L70 177V175L69 174H71V172H72V170L74 171V172H72L73 174H71V176L72 177H75V173H79L80 171H81V169L80 168H83L84 166H86L87 164H89L90 166L92 165H95V162H96V160L98 159V157H97V159H95V158H91V157H89V154H88V158H90V159H88L87 157H85V158H82V157H80L79 155V157L77 158L75 155H71V156ZM111 155H113V154H111ZM110 154H108L107 153V159H109L110 161H111V158H112V156H111ZM121 155V154H120ZM119 155V156H120ZM194 155V154H193ZM73 156H75V159L77 158V160H75L74 158H73ZM81 156H83V155H81ZM84 156H85V154H84ZM97 156V155H96ZM114 156V155H113ZM116 156H114L115 158H114V160L117 158ZM129 156V155H128ZM188 156V155H187ZM205 156V155H204ZM209 156V155H208ZM125 157V156H124ZM80 158V159H79ZM206 158V157H205ZM48 159V160H47ZM67 159V158H66ZM106 160V159H105ZM113 160V161H114ZM122 160V159H121ZM187 160V159H186ZM45 161V162H46ZM75 161H79V162H75ZM112 161V162H113ZM118 161H120L119 159H118ZM118 161H116V162H118ZM123 161V160H122ZM121 161V164L124 162H122ZM126 161V160H125ZM46 162V163H47ZM57 162V163H56ZM97 162H98V160H97ZM116 162L114 161V163L116 164ZM126 162H128V161H126ZM138 162V161H137ZM50 163V162H49ZM48 163V164H49ZM79 163V164H78ZM82 165H81V164ZM87 163V164H86ZM102 163V162H101ZM176 163V162H175ZM42 164V163H41ZM40 164V165H41ZM47 164V165H48ZM85 164V165H84ZM96 164H98V163H96ZM120 164V165H121ZM9 165V166H10ZM20 165H23L22 166V169H21V167H20ZM44 165H46L45 163H44ZM71 166V168L70 167H64V166ZM78 165H79V167H78ZM104 165V164H103ZM9 166H7L6 168L8 169V170H6V171H9V168H11V167H9ZM35 166V165H34ZM53 166V165H52ZM92 166H91V168H92ZM96 166V165H95ZM99 166V165H98ZM110 166V165H109ZM122 166H123V164H122ZM125 166H127V165H125ZM9 167V168H8ZM37 167V166H36ZM73 167H75L76 168V170L78 169V170H80L79 172H77L76 170H75V168H73ZM114 167H115V165H114ZM118 167H119V164H118ZM256 167V166H255ZM258 167V166H257ZM1 168V167H0ZM3 168H5V166H3ZM5 168V169H6ZM16 168V167H15ZM24 168H25V171H24ZM33 168V167H32ZM31 168V169H32ZM42 168H44V166H42ZM65 168H69L66 172H65ZM97 168V167H96ZM107 168V167H106ZM120 168H121V166H120ZM5 169H3L4 171L1 173L2 174V177H1V174H0V183H2L3 182V180H5L4 179V174H5ZM17 169H12L11 168V170H17ZM30 169V170H31ZM50 169V168H49ZM105 169V168H104ZM123 169H124V166H123ZM126 169V168H125ZM127 169H129V168H127ZM2 170V169H1ZM1 170H0V172H1ZM58 170V169H57ZM101 170V169H100ZM134 170V169H133ZM33 171H35V170H33ZM76 171V172H75ZM91 171H92V169H91ZM16 172V174H18ZM55 172V171H54ZM86 172V171H85ZM93 172V171H92ZM94 172H96V171H94ZM127 172H128V170H127ZM127 172H125L126 174H129V173H131L132 171H130L129 173H127ZM134 172V171H133ZM210 172V171H209ZM4 173V174H3ZM29 173V172H28ZM28 173L26 174V176L28 177ZM36 173V172H35ZM34 173V174H35ZM57 173V172H56ZM58 173V174H59ZM88 173V172H87ZM15 174V173H14ZM15 174V175H16ZM33 174V173H32ZM31 174V176L33 177V175ZM80 174V173H79ZM79 174H77L78 175V177H79ZM83 174H85V173H83ZM94 174V173H93ZM96 174V173H95ZM10 175V174H9ZM8 175V173L6 174V177H8L9 176ZM23 175V176H24ZM37 175V174H36ZM60 175V174H59ZM124 175V174H123ZM149 175V174H148ZM154 175V174H153ZM219 175V174H218ZM22 176V175H21ZM56 176V175H55ZM54 176V177H55ZM101 176V175H100ZM131 176H132V173L130 174V178H131ZM152 176V175H151ZM14 177V176H13ZM35 177V176H34ZM60 177H62V176H59V177H57V178H59V179H62V178H60ZM72 177H70L69 179H71V180H73L72 179ZM96 177H98V176H96ZM143 177V176H142ZM155 177V176H154ZM188 177V176H187ZM9 178V177H8ZM16 178V177H15ZM26 178V177H25ZM66 178V177H65ZM86 178V177H85ZM90 178V177H89ZM99 178V177H98ZM115 178V177H114ZM148 178V177H147ZM13 179V178H12ZM20 179V178H19ZM21 179H22V177H21ZM29 178H27V180H28ZM30 179H31V177H30ZM29 179V180H30ZM33 179H35V178H33ZM33 179H31V180H33ZM51 179V178H50ZM63 179H64V177H63ZM100 179V178H99ZM102 179H103V177H102ZM117 179V178H116ZM1 180H2V182H1ZM10 180V179H9ZM28 180V181H29ZM30 180V181H31ZM81 180V179H80ZM95 180V179H94ZM110 180V179H109ZM108 180V181H109ZM130 180H132V178L130 179ZM153 180V179H152ZM181 180V179H180ZM192 180V179H191ZM7 181H8V179H7ZM11 181V180H10ZM15 181V180H14ZM20 181V180H19ZM24 181V180H23ZM36 181V180H35ZM61 181H63V180H61ZM65 181H68V179L67 180H65ZM64 181V182H65ZM70 181V180H69ZM68 181V182H69ZM74 181V180H73ZM77 181V180H76ZM83 181V180H82ZM90 181V180H89ZM107 181V180H106ZM200 181V180H199ZM213 181V180H212ZM262 181V180H261ZM16 182H17V180H16ZM67 182V183H68ZM105 182V181H104ZM110 182V181H109ZM224 182V181H223ZM32 183H34V182H32ZM57 183V182H56ZM59 183V182H58ZM71 183H72V181H71ZM76 183V182H75ZM74 183V184H75ZM78 183H79V181H78ZM90 183V182H89ZM93 183V182H92ZM97 183H99V182H97ZM130 183V182H129ZM146 183V182H145ZM148 183V182H147ZM146 183V184H147ZM167 183V182H166ZM212 183V182H211ZM220 183V182H219ZM257 183V182H256ZM12 184H13V182H12ZM16 184V183H15ZM17 184H18V182H17ZM31 183L29 182V184L28 185H30ZM65 184V183H64ZM69 184V183H68ZM86 184V183H85ZM105 184H107V183H105ZM110 184V183H109ZM133 184V183H132ZM131 184V185H132ZM19 185V184H18ZM32 185V184H31ZM63 185V184H62ZM70 185V184H69ZM79 185V184H78ZM95 185V184H94ZM100 185V184H99ZM2 186V185H1ZM71 186V185H70ZM80 186V185H79ZM84 185H82V187H83ZM90 186V185H89ZM108 186V185H107ZM124 186H126V185H124ZM261 186V185H260ZM3 187V186H2ZM10 187V186H9ZM63 187V186H62ZM69 187V186H68ZM76 187V186H75ZM91 187V186H90ZM95 187V186H94ZM121 187V186H120ZM16 188V187H15ZM21 188V187H20ZM32 188V187H31ZM61 188V187H60ZM65 188H67V187H65ZM80 188V187H79ZM86 188V187H85ZM87 188H88V186H87ZM119 188V187H118ZM150 188V187H149ZM218 188V187H217ZM7 189V188H6ZM5 189V187H4V189H2V190H6ZM17 189V188H16ZM19 189V188H18ZM28 189V188H27ZM68 189V188H67ZM66 189V190H67ZM71 189V188H70ZM84 189V188H83ZM110 189V188H109ZM123 189V188H122ZM144 189V188H143ZM171 189V188H170ZM174 189V188H173ZM59 190V189H58ZM65 190V189H64ZM63 190V191H64ZM106 190V189H105ZM130 190V189H129ZM132 190V189H131ZM137 190V189H136ZM0 191H1V189H0ZM75 191V190H74ZM73 191V192H74ZM108 191V190H107ZM144 191V190H143ZM2 192V191H1ZM10 192V191H9ZM68 192V191H67ZM67 192H65V193H67ZM129 192V191H128ZM127 192V193H128ZM134 192V191H133ZM210 192V191H209ZM4 193V192H3ZM6 193V192H5ZM60 193V192H59ZM58 193V194H59ZM94 193V192H93ZM110 193V192H109ZM123 193V192H122ZM159 193V192H158ZM98 194V193H97ZM110 194H112V193H110ZM128 194H130V192L128 193ZM136 194V193H135ZM161 194V193H160ZM182 194V193H181ZM3 195V194H2ZM2 195H0V196H2ZM6 195V194H5ZM64 195H66V194H64ZM98 195H100V194H98ZM102 195H104V194H102ZM113 196H115L116 197V195H114V193L112 194ZM112 195H107V193H106V196H107V198H106V200H103L105 197L103 196L102 198V200L103 201H101V202H99V204H96V206L97 205H101V203H105V204H107V205H109V207H110V209L111 208H113V207H115V206H117V204L118 203H116L117 202V200L115 201L114 200V197L112 196ZM152 195V194H151ZM207 195V194H206ZM211 195H212V193H211ZM225 195V194H224ZM7 196V195H6ZM5 196V197H6ZM8 196H11V194L9 193V195ZM33 196H35V195H33ZM60 196V195H59ZM90 195H88V197H89ZM122 196V195H121ZM128 196V195H127ZM154 196V195H153ZM162 196V195H161ZM170 196V195H169ZM210 196V195H209ZM245 196V195H244ZM257 196V195H256ZM4 197V196H3ZM3 197H1V198H3ZM12 198H13V196H11ZM63 197V196H62ZM61 197V198H62ZM91 197V196H90ZM164 197V196H163ZM208 197V196H207ZM213 197H215V196H213ZM220 197H221V195H220ZM225 197V196H224ZM1 198H0V210H3L4 209V212H5V210L8 208H11V210H6V212L8 211V212H12V207H13V205L12 204H14V202L16 203V201H13V203L11 204V207H8V206H10L9 204H8V206H7V204L5 203L6 201L8 202L9 200V198L7 199V198H5L6 199V201L5 200H3V201H5L4 203L6 204V209H5V207H3V204L1 203ZM100 198V197H99ZM124 198V197H123ZM128 198V197H127ZM134 198V197H133ZM137 198V197H136ZM151 198V197H150ZM210 198V197H209ZM209 198H206V199H209ZM15 199V198H14ZM14 199H12V200H14ZM120 199H122V198H120ZM191 199V198H190ZM198 199V198H197ZM197 199H195V200H197ZM215 199V198H214ZM223 199V198H222ZM234 199V198H233ZM11 200V201H12ZM15 200H17V199H15ZM62 200V199H61ZM119 200V199H118ZM127 200V199H126ZM145 200V199H144ZM152 200V199H151ZM203 200V199H202ZM211 200H212V197H211ZM218 200V199H217ZM217 200H214L215 202H216V205H219V204H217L218 202H217ZM2 201V202H3ZM88 201V200H87ZM132 201V200H131ZM198 201H201V199H199ZM213 201V202H214ZM10 202V201H9ZM60 202V201H59ZM88 202H90V201H88ZM97 202V201H96ZM119 202V201H118ZM154 202V201H153ZM173 202V201H172ZM196 202V201H195ZM214 202V203H215ZM221 202V201H220ZM86 203V202H85ZM94 203V202H93ZM124 203V202H123ZM142 203V202H141ZM180 203V202H179ZM182 203V202H181ZM199 203H204V205H209L210 203H208V202H206L205 200L204 201H202V202H198V204ZM206 203V204H205ZM214 203H212V204H214ZM222 203V202H221ZM76 204V203H75ZM79 204V203H78ZM84 204V203H83ZM82 204V205H83ZM95 204H93V205H95ZM155 204V203H154ZM189 204V203H188ZM92 205V206H93ZM102 205H104V204H102ZM119 205H120V203H119ZM128 205V204H127ZM195 205H197V203H195ZM195 205L194 206H192V208L194 207V209H193V211H195V210H198L196 207H195ZM225 205V204H224ZM236 205V204H235ZM246 205V204H245ZM84 206H86V204L84 205ZM144 206V205H143ZM200 206V205H199ZM203 206V205H202ZM211 208H212V206L211 205H209ZM220 206V205H219ZM15 207V206H14ZM70 207V206H69ZM88 207V206H87ZM89 207H91L90 205H89ZM101 207V206H100ZM99 206H97V207H94V208H100ZM145 207V206H144ZM208 207V206H207ZM213 207H215V205L213 206ZM216 207H218V206H216ZM215 207V208H216ZM16 208V207H15ZM52 208V207H51ZM74 208V207H73ZM80 208V207H79ZM93 208V207H92ZM118 208V207H117ZM130 208V207H129ZM134 208V207H133ZM133 208H131V209H133ZM143 208V207H142ZM196 208V209H195ZM214 208V209H215ZM30 209V208H29ZM72 209V208H71ZM91 209V208H90ZM109 209V210H110ZM127 209V211L126 210H124L123 212L125 213H123V216L125 215L126 216V218H125V216H124V218L129 222V221H131V220H133L134 222H135V224L137 225L136 226V230H135V235H134V233H132V232H134V231H132V232H130V229L126 232V234H125V246H124V248L123 247H121V249H122V251L121 252H125V253H127L128 255H129V252H135V253H137L138 251H140L141 250V248H140V250L138 249L139 247H142L144 250H145V253H146V248H148L151 244H155L154 242H158V240L157 239H159L157 236H158V234H157V236H156V228H157V225H155V223H153V220L152 219H149L150 217H147L145 214H143V212H142V214H141V211L139 210V211H133V215H131V212H132V210L130 211L129 209H128V207L126 208ZM135 209V208H134ZM171 209H173L172 207H171ZM182 209V208H181ZM191 211H192V209L191 208H189ZM202 209H204V208H202ZM208 209H209V207H208ZM213 209V210H214ZM15 210V209H14ZM50 210V209H49ZM61 210V209H60ZM74 210V209H73ZM92 210V209H91ZM98 210V209H97ZM100 210H104V209H100ZM108 210V209H107ZM137 210V209H136ZM187 210V209H186ZM210 210H212V209H209L208 211H210ZM238 210V209H237ZM17 211V210H16ZM26 211V210H25ZM48 211V210H47ZM51 211V210H50ZM96 211V210H95ZM181 211V210H180ZM187 211H189V210H187ZM191 211H189L190 213L189 214H191ZM193 211H192V213H193ZM199 211V210H198ZM206 211H207V209H206ZM1 212V211H0ZM3 212V213H4ZM53 212V211H52ZM85 212V211H84ZM88 212V211H87ZM89 212H90V210H89ZM197 211H195V213H196ZM13 213H15V212H13ZM145 213V212H144ZM173 213V212H172ZM198 213V212H197ZM208 213V212H207ZM49 214V213H48ZM85 214V213H84ZM89 214V213H88ZM94 214V213H93ZM109 214V213H108ZM116 214V213H115ZM186 214V213H185ZM217 214V213H216ZM260 214V213H259ZM3 215V214H2ZM75 215V214H74ZM87 215V214H86ZM117 215H119V214H117ZM196 215V214H195ZM8 216H9V214H8ZM15 216H17L16 214H15ZM76 216V215H75ZM119 216H121V215H119ZM150 216V215H149ZM193 216V215H192ZM214 216V215H213ZM57 217V216H56ZM83 217V216H82ZM89 217V216H88ZM122 217V216H121ZM207 217V216H206ZM13 218V217H12ZM17 218V217H16ZM84 218H86V217H84ZM128 218V219H127ZM193 218H195V217H193ZM9 219H10V217H9ZM8 219V220H9ZM187 219V218H186ZM46 220V219H45ZM77 220V219H76ZM94 220V219H93ZM194 220V219H193ZM192 220V221H193ZM10 222L11 221H13V219H11V220H9ZM16 221V220H15ZM54 221V220H53ZM73 221V220H72ZM83 221V220H82ZM132 221V222H133ZM161 221V220H160ZM181 221V220H180ZM203 221H205V220H203ZM202 221V222H203ZM214 221V220H213ZM254 221V220H253ZM2 222V221H1ZM14 222V221H13ZM49 222H51V221H49ZM124 222H125V220H124ZM252 222V221H251ZM4 223H6V222H4ZM9 223V222H8ZM32 223V222H31ZM36 223V222H35ZM70 223H71V221H70ZM75 223V222H74ZM153 223V224H152ZM159 223V222H158ZM186 224H187V222H185ZM206 223V222H205ZM204 223V224H205ZM10 224H12V223H10ZM14 224V223H13ZM134 224V225H135ZM215 224V223H214ZM217 224V223H216ZM74 225V224H73ZM76 225V224H75ZM95 225V224H94ZM93 225V226H94ZM131 225V224H130ZM156 226V228H155V226ZM200 225V224H199ZM7 227H9L8 225H6ZM17 226V225H16ZM16 226H14V227H16ZM103 226V225H102ZM106 226H107V224H106ZM118 226H120V225H118ZM133 226V225H132ZM203 226V225H202ZM13 227V226H12ZM82 227V226H81ZM123 227V226H122ZM127 227V226H126ZM134 227V226H133ZM261 227V226H260ZM11 228V227H10ZM113 228V227H112ZM124 228V227H123ZM91 229V228H90ZM125 229V228H124ZM134 229H135V227H134ZM192 229V228H191ZM255 229V228H254ZM114 230V229H113ZM118 230V229H117ZM158 231V230H157ZM73 232V231H72ZM99 232V231H98ZM225 232V231H224ZM251 232V231H250ZM227 233V232H226ZM76 234V233H75ZM120 234H121V232H120ZM195 234V233H194ZM16 235V234H15ZM254 235V234H253ZM79 236V235H78ZM82 236V235H81ZM86 236V235H85ZM112 236L114 237V236H116V235H114V234H112ZM74 237H76V236H74ZM83 237V236H82ZM92 237V236H91ZM77 238V237H76ZM80 238V237H79ZM78 238V239H79ZM106 238V237H105ZM115 238V237H114ZM113 238V239H114ZM82 239V238H81ZM86 239V238H85ZM94 239L92 238V241H93ZM121 240V239H120ZM120 240H118V241H120ZM161 240V239H160ZM263 240V239H262ZM0 241H1V239H0ZM113 241V240H112ZM115 241V240H114ZM117 241V240H116ZM179 241V240H178ZM124 242V241H123ZM161 242V241H160ZM163 242V241H162ZM174 242V241H173ZM2 243V242H1ZM91 243V242H90ZM92 244V243H91ZM95 244H97L96 242H95ZM100 244V243H99ZM159 243H157V246H155V247H153V248H158V245ZM175 244V243H174ZM102 245V244H101ZM156 245V244H155ZM148 246V247H147ZM153 246V245H152ZM164 246V245H163ZM177 246V245H176ZM180 246V245H179ZM42 247V246H41ZM117 247V246H116ZM166 247V246H165ZM1 248V247H0ZM152 247H150V249H151ZM175 248V247H174ZM100 249V248H99ZM107 249V248H106ZM115 249V248H114ZM117 249H118V247H117ZM251 249V248H250ZM1 250V249H0ZM138 250V251H137ZM143 250V251H144ZM154 250H157V249H154ZM166 250V249H165ZM164 250V251H165ZM170 250V249H169ZM119 251V252H120ZM137 251V252H136ZM149 252V251H148ZM152 252V251H151ZM147 253V254H152V253ZM156 252V251H155ZM256 252H257V250H256ZM134 253V254H135ZM144 253V254H145ZM157 253V252H156ZM261 253H263V251L261 252ZM1 254H2V252H1ZM124 254V253H123ZM134 254H133V257H134ZM140 253H138V255H139ZM181 254V253H180ZM130 255H132V254H130ZM136 255V254H135ZM143 255V254H142ZM153 255H155V253L153 254ZM262 255V254H261ZM51 256V255H50ZM43 257V256H42ZM132 257V256H131ZM131 257H128L127 256V258H130L131 259ZM132 257V258H133ZM135 257H137V256H135ZM148 257V255L147 256H145V258H147ZM153 257V259H158V258H154V256H152ZM151 257V258H152ZM164 257V256H163ZM2 258V257H1ZM1 258H0V264H2V262H1ZM41 258V257H40ZM126 258V257H125ZM160 259V258H159ZM257 259V258H256ZM262 260H263V258H261ZM133 260L135 261L136 259L135 258H133ZM132 260V261H133ZM140 260V259H139ZM147 260V259H146ZM149 260H151V259H149ZM154 260V261H155ZM162 260H164V259H162ZM104 261V260H103ZM102 261V262H103ZM131 261V260H130ZM141 261H144L143 259L141 260ZM165 261V260H164ZM258 261V260H257ZM59 262H61V261H59ZM88 262H90V261H88ZM118 262V261H117ZM123 262V261H122ZM136 262V261H135ZM137 262H138V260H137ZM149 261H147V263H148ZM151 262V261H150ZM149 262V263H150ZM260 262V261H259ZM3 263H5V262H3ZM51 263V262H50ZM57 263V262H56ZM125 263V262H124ZM143 263V262H142ZM145 263V262H144ZM37 264V263H36ZM61 264V263H60ZM71 264V263H70ZM96 264V263H95ZM119 264V263H118ZM123 264V263H122ZM139 264H141V262H139ZM160 264V263H159Z\"/></svg>",
	"mask_w": 264,
	"mask_h": 264
}]
</instances>
